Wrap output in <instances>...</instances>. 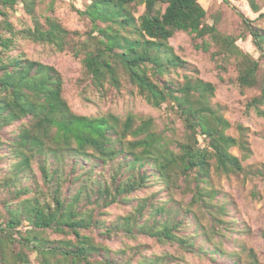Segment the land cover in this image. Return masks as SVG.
Instances as JSON below:
<instances>
[{
    "label": "trees",
    "instance_id": "16d2710c",
    "mask_svg": "<svg viewBox=\"0 0 264 264\" xmlns=\"http://www.w3.org/2000/svg\"><path fill=\"white\" fill-rule=\"evenodd\" d=\"M76 11L90 23L83 32L62 22L54 0H0V264H32V254L36 264H242L225 246L237 220L212 173L244 171L230 148L248 151L245 134L226 133L215 85L169 39L186 32L220 67L218 57H234L228 82L257 88L244 111L264 116V29L249 23L256 58L206 20L199 0H87ZM66 50L80 61L89 112L73 109L61 72L41 58ZM126 95L174 119L158 131L151 116L117 112Z\"/></svg>",
    "mask_w": 264,
    "mask_h": 264
},
{
    "label": "rangeland",
    "instance_id": "374dc122",
    "mask_svg": "<svg viewBox=\"0 0 264 264\" xmlns=\"http://www.w3.org/2000/svg\"><path fill=\"white\" fill-rule=\"evenodd\" d=\"M199 1L206 9V20L209 23H214L221 34L236 38V44L240 49L259 58L260 52L253 43L250 24L264 29V0H257L260 4L259 11L250 9L245 0ZM86 2L87 0H54L56 13L70 30L83 32L89 28L88 20L76 11V9L82 10ZM142 10L143 6H139L136 14L141 13ZM20 13L19 10L20 17L26 19V15ZM245 17L248 21H245ZM15 24L20 25V21L15 20ZM169 43L177 54L197 69L199 78L215 85L216 92L211 98V103L215 107H220L222 115L230 123L226 133L238 136V127L241 126L243 129L248 151L242 150L238 145L232 146L230 151L241 159L244 171L229 177L212 173V181L214 186L222 191L220 196L229 200L232 206L230 215L226 218L232 219L234 216L237 220V224L234 225L235 232L227 234L229 236L225 240V246L239 252L242 264H251L249 249L255 254L257 263L264 264V116L244 111L246 100L258 93V89H248L240 93L228 82L229 77L235 75L234 57H231L229 63L218 57V62L223 65L220 67L211 58L210 52L194 48L191 37L186 32L176 33L169 39ZM216 49V46H212L210 51ZM41 58L45 62L54 64L61 72L65 83V94L74 110L85 113L93 109L82 101L81 92L75 81L79 74L80 61L73 57L71 51L66 50L56 54L46 52ZM260 60L263 62L262 59ZM113 107L120 113L130 109L138 115L151 116L158 131L166 121L170 118L174 119L173 114L165 106L153 108L141 99L129 95L120 97L118 104ZM176 134L181 135V130H177ZM176 196L181 195L177 193ZM182 197L183 202L189 199L188 195ZM206 222L209 220L206 219ZM141 241L151 243L154 253L165 250L173 252V248L169 245L156 244L150 239H141ZM110 243L114 244L112 241ZM30 258L32 264L37 263L35 254ZM187 259L194 264L200 262L196 257L187 256ZM203 264L208 263L203 262Z\"/></svg>",
    "mask_w": 264,
    "mask_h": 264
}]
</instances>
